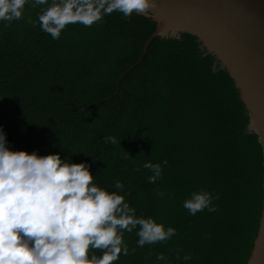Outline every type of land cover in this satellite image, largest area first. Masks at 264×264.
Segmentation results:
<instances>
[{"label": "trees", "instance_id": "1", "mask_svg": "<svg viewBox=\"0 0 264 264\" xmlns=\"http://www.w3.org/2000/svg\"><path fill=\"white\" fill-rule=\"evenodd\" d=\"M40 7L26 4L7 27L0 21V98L8 109L0 129L8 146L86 162L97 185L124 184L137 216L175 228L167 241L143 247L136 230L125 232L130 254L113 264H156L158 253L169 264H247L264 162L229 73L213 69V56L187 32L153 38L136 64L156 27L143 14L114 11L89 27L68 24L52 39L39 22H26ZM107 136L116 143L106 144ZM146 161H167L155 183L140 167ZM200 189L219 194L217 210L189 215L182 201ZM178 251L191 259L177 260Z\"/></svg>", "mask_w": 264, "mask_h": 264}, {"label": "clouds", "instance_id": "2", "mask_svg": "<svg viewBox=\"0 0 264 264\" xmlns=\"http://www.w3.org/2000/svg\"><path fill=\"white\" fill-rule=\"evenodd\" d=\"M152 0H0L4 27L20 20L25 5L41 6L36 20L40 30L58 39L68 24L89 27L114 11L128 18L144 14ZM104 142L116 143L107 136ZM161 163L144 162L149 183L162 174ZM108 190L93 182L86 162H73L59 153L13 150L0 129V264H113L129 255L125 232L136 230L137 247L167 241L176 234L152 217L136 215L125 199L124 184L116 180ZM163 195V193H160ZM219 194L205 189L192 191L182 201L189 215L207 209L215 212ZM95 250H99L97 255ZM135 248L131 249L134 253ZM177 260L188 261L190 253ZM156 264H169L163 253Z\"/></svg>", "mask_w": 264, "mask_h": 264}, {"label": "water", "instance_id": "3", "mask_svg": "<svg viewBox=\"0 0 264 264\" xmlns=\"http://www.w3.org/2000/svg\"><path fill=\"white\" fill-rule=\"evenodd\" d=\"M143 15L156 27L136 64L155 37L196 36L202 54L213 56V69L218 65L233 79L249 117L247 131L257 135L264 162V0H152ZM7 112L0 98V115ZM247 264H264V176L262 211Z\"/></svg>", "mask_w": 264, "mask_h": 264}, {"label": "rangeland", "instance_id": "4", "mask_svg": "<svg viewBox=\"0 0 264 264\" xmlns=\"http://www.w3.org/2000/svg\"><path fill=\"white\" fill-rule=\"evenodd\" d=\"M23 149L22 147H19V148H14L13 150H21Z\"/></svg>", "mask_w": 264, "mask_h": 264}, {"label": "flooded vegetation", "instance_id": "5", "mask_svg": "<svg viewBox=\"0 0 264 264\" xmlns=\"http://www.w3.org/2000/svg\"><path fill=\"white\" fill-rule=\"evenodd\" d=\"M19 147H22L23 148V146H18V147H14V148H19ZM14 148H12V149H14ZM24 150V149H23Z\"/></svg>", "mask_w": 264, "mask_h": 264}]
</instances>
